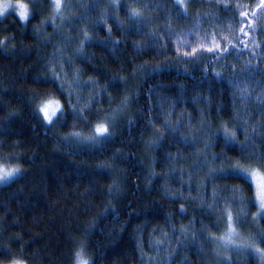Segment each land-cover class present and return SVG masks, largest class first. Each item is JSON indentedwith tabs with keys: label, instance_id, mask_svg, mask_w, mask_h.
Returning a JSON list of instances; mask_svg holds the SVG:
<instances>
[{
	"label": "trees",
	"instance_id": "trees-1",
	"mask_svg": "<svg viewBox=\"0 0 264 264\" xmlns=\"http://www.w3.org/2000/svg\"><path fill=\"white\" fill-rule=\"evenodd\" d=\"M20 2L27 21L0 17V164L20 170L0 264H264L234 168L264 173V0ZM229 227L242 247L216 249Z\"/></svg>",
	"mask_w": 264,
	"mask_h": 264
},
{
	"label": "snow or ice",
	"instance_id": "snow-or-ice-1",
	"mask_svg": "<svg viewBox=\"0 0 264 264\" xmlns=\"http://www.w3.org/2000/svg\"><path fill=\"white\" fill-rule=\"evenodd\" d=\"M54 2L56 10L57 12H59L61 8V0H54ZM177 2H179V0H177ZM9 9H18L17 14L21 21H27L29 17L27 4L18 0L17 5H13L12 3L8 2V0H0V17H3L9 11ZM133 15H137V13H133ZM39 112L42 113L43 120L48 124L53 123V117H56L57 113H60L61 116L63 115L60 102L53 99H50L45 104H43L39 108ZM71 135L79 137L80 133H72ZM109 135H111V133L109 132L108 127L101 123L97 124V126L95 127L94 134L91 137H86L85 139L95 141L100 137L106 138ZM19 171L20 170L18 168H8L3 164H0V183H4L9 181L10 179H13L16 175L19 174ZM237 171L241 176L248 175L249 180H256L258 188V198L260 200L261 206V215L264 216V173H260L256 170L249 171L246 169H237ZM229 219L231 218L229 217ZM14 264H22V262L16 261L14 262ZM77 264H89V261L83 258L82 253H77Z\"/></svg>",
	"mask_w": 264,
	"mask_h": 264
},
{
	"label": "rangeland",
	"instance_id": "rangeland-1",
	"mask_svg": "<svg viewBox=\"0 0 264 264\" xmlns=\"http://www.w3.org/2000/svg\"><path fill=\"white\" fill-rule=\"evenodd\" d=\"M54 1V0H53ZM8 2H10V1H8ZM10 3H12V2H10ZM24 3V2H23ZM13 5H17V3H12ZM26 4V3H25ZM18 11V9L17 10H15V12H17ZM29 11V10H28ZM69 17V16H68ZM65 21H66V23L68 22V18L67 19H65ZM184 40H187V37L184 39ZM191 40V39H190ZM234 168L237 170V169H241V167H238L237 165H234ZM246 170H249V171H252V170H256V171H258V172H260V170H258L257 168H255V167H248V168H245ZM207 172H209V174H210V171L209 170H207ZM261 173V172H260ZM208 174V175H209ZM246 178H248L249 179V177H248V175H244ZM252 183H253V185H254V187H255V191H256V194H257V198H258V188H257V182H256V180L255 179H252V180H250ZM197 182H200V179H197ZM198 188H200V186L198 185ZM257 217H264V216H262L261 215V206H260V200H259V198H258V211H257ZM232 230V231H231ZM231 231V232H230ZM227 232L229 233L230 232V234H228L227 236H226V238L224 239L225 241H226V239L228 240V242H227V244L226 243H223V245L221 246V245H217L216 246V249H217V247H219L220 249L221 248H223V249H226L225 247H234L233 245H236L237 244V247H242L241 245L243 244V240H244V238H241L239 235H238V232H236L233 228H231V227H229V228H227ZM238 242V243H237ZM244 246V245H243ZM248 246L250 247V244L248 243ZM216 252V251H215ZM82 253V256L83 257H85L84 255V253L83 252H81ZM264 256V255H263ZM262 256V257H263ZM261 257V256H260ZM261 259H263V258H261ZM16 261H18V260H15V261H12V262H10V263H8V264H14V262H16ZM22 262V261H21ZM22 264H25V263H23L22 262Z\"/></svg>",
	"mask_w": 264,
	"mask_h": 264
}]
</instances>
